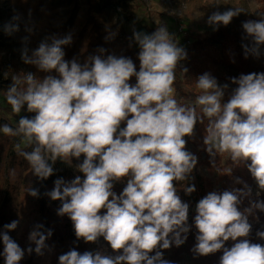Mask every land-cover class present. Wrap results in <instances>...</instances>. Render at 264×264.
Instances as JSON below:
<instances>
[{"label":"clouds","instance_id":"clouds-1","mask_svg":"<svg viewBox=\"0 0 264 264\" xmlns=\"http://www.w3.org/2000/svg\"><path fill=\"white\" fill-rule=\"evenodd\" d=\"M240 13L238 8L215 12L208 23L227 26ZM242 27L252 42L251 47L244 45L246 58L259 57L264 18L246 21ZM18 30V24L5 26L8 34ZM134 38L140 49L139 71L132 59L123 56L95 55L83 65L76 59L69 62L63 49L71 44V35L52 37L31 56L27 50L22 56L48 75L14 76L6 92L13 112L19 114L26 106L35 115L21 116L16 128L4 124L0 132L27 142L30 151L21 144L15 149L41 180L54 174L52 165L58 160L70 164L73 158L84 157L78 165L84 178L57 179L47 195L61 202L58 215L70 218L77 239L95 243L103 237L118 253L81 254L72 249L59 257V264H169L161 249L183 245L192 227L189 205L175 186L188 180L197 165V157L186 151L185 137H191L205 119L207 152L213 157L227 153L234 165L245 164L264 190V73L232 78L237 87L227 102L223 100L228 85H219L205 73L196 80L200 94L194 103L181 104L174 98L173 85L180 62L187 58L185 49L166 26L152 34L134 32ZM133 77L135 84L130 83ZM125 179L126 187L117 195L114 185ZM184 191L191 194L196 188L185 185ZM28 192L38 196L35 189ZM249 196L251 189L245 184L243 189L210 192L197 203L194 253L208 256L222 251L219 264H264V245L249 239V216L264 212V201L251 202L240 211L242 198ZM17 227L14 220L0 233L5 264H20L25 255L8 235ZM43 227L37 225L29 236L37 255L44 254L52 236L51 230L41 231ZM257 235L264 240V231ZM229 241L233 244L226 247ZM27 251L31 254L33 248Z\"/></svg>","mask_w":264,"mask_h":264},{"label":"trees","instance_id":"trees-1","mask_svg":"<svg viewBox=\"0 0 264 264\" xmlns=\"http://www.w3.org/2000/svg\"><path fill=\"white\" fill-rule=\"evenodd\" d=\"M87 9H83L79 0H26L19 3L10 4V12L13 15L14 23L18 24L17 31V48L14 45V40L5 31L4 22L6 20L5 12L0 8V111L5 118H0V126L8 124L13 128L18 126V121L21 116L31 118L34 113H29L27 107L17 114L12 111L11 105L8 104L6 95L7 90L13 83L14 76H20L22 73L19 70V62L22 59L23 53L27 50L29 56L35 51L39 45L46 41L51 43L52 37L63 38L71 35L72 42L64 47L65 60L71 62L76 59L82 65L88 61L89 57L102 55L106 58L108 55L117 57L123 56L132 59L136 65L137 71L140 68L138 59L139 45L134 38V32H128V25L132 16L127 12L137 6L138 0H84ZM245 0H174L179 7L185 6L186 9L193 13L205 16L207 19L215 12H224L229 8H238L241 13L234 17L232 22L224 26L219 25L212 32H204L193 36L185 35V49L187 58L180 62L182 66L178 71L182 75V80L178 83L180 88V103L187 104V100H195V97L200 94V90L196 87V80L199 76L207 73L214 77L218 84L228 85L225 90L223 102H227L232 94V78H239L242 74L250 71L253 62V56L247 55L244 50V45L252 46L250 38L247 37L242 24L246 21L256 19L244 4ZM83 4V0H82ZM117 7L119 11L117 12ZM96 17H99L97 20ZM111 26L112 35L108 36L103 24ZM183 34V33H182ZM184 36V35H183ZM104 49L101 53L99 50ZM3 52L12 53V56L2 57ZM22 53V56L20 55ZM18 55V61L15 56ZM25 63V62H24ZM28 67L34 65L25 63ZM187 69L184 73L183 69ZM43 74V73H42ZM52 75H57L52 73ZM43 76H46L43 74ZM131 84L136 83L135 77L130 80ZM174 85L175 82H174ZM177 86V85H176ZM7 111H6V110ZM199 115V112H198ZM207 120L204 123H197L194 133L186 139V151L197 157V165L190 174L188 180L183 182H175L177 194L181 200L189 205V221L192 226L191 231L187 234L186 242L180 247L173 244L170 249L162 250L164 259L167 258L169 264H219L222 251L208 256H198L194 253L193 248L196 244V235L198 230L195 228L194 218L196 215V205L210 192L223 193L224 191H232L234 189H243L247 184L251 189V196L242 198V203L239 205V210L251 206V202L264 201V190H260L255 179L245 164L234 165L227 153H217L215 157L207 152V146L204 143L206 135L205 127ZM125 125L122 124L121 127ZM1 141V139H0ZM6 143H0V152L7 155L10 159V164L21 171V166L30 169L28 162L18 153L13 152L15 144H22V137H11ZM190 146L193 149H190ZM6 147V150L4 148ZM22 147V145H21ZM23 150L30 151L31 148L26 145ZM54 174L46 180L37 179L38 198L41 202V214L44 219L43 232L51 230L52 236L47 240V245L54 250L53 264H59V257L68 251L75 249L83 254L90 252L93 245L96 243H86L82 239H77L75 229L70 218L62 216L59 227H54V224L49 221V216L55 217L54 213L46 209L47 196L45 192L52 188V185L57 179H63L66 182L72 181L77 175L83 179V173L78 171V167L71 163H66L58 160L54 165ZM200 168H206L208 172L217 174V184L214 185ZM237 179L242 181L237 183ZM127 180L116 182L114 191L117 195L122 193L126 187ZM194 185L196 191L188 194L184 191V186ZM13 185L6 188L4 192V202L0 208V233L4 232V220L6 213L4 206L8 204L13 195ZM53 205L61 206L60 201H53ZM250 224H254L250 233L249 239L252 243L264 245V240L257 235L258 232L264 231V212L254 211L249 216ZM60 228V229H59ZM110 249L112 256L118 253L114 252L107 241H105ZM232 241L227 242L226 247H231ZM4 245L0 240V264H5L3 256ZM170 252L169 255L167 253ZM152 253L151 255H154ZM34 249L30 257L23 264H37L33 260Z\"/></svg>","mask_w":264,"mask_h":264},{"label":"rangeland","instance_id":"rangeland-1","mask_svg":"<svg viewBox=\"0 0 264 264\" xmlns=\"http://www.w3.org/2000/svg\"><path fill=\"white\" fill-rule=\"evenodd\" d=\"M23 2L26 0H0V8L6 14V20L4 25L15 24L13 15L10 12V4H15L19 2ZM111 2H116L117 0H110ZM137 6L133 7L131 10L127 12L128 15L132 16L131 22L126 25V29L128 32H142L146 34H152L156 31L159 26H166L168 31L174 36L175 42L178 46L184 48L185 47V35L193 36L204 32H212L216 29L215 26L209 25L208 19L205 16L198 15L193 13L191 10L186 9L185 6L179 7L175 4L174 0H138ZM79 3L82 5L83 9H87L85 5V1L79 0ZM244 4L246 8L250 11L252 16L256 20H260L264 18V0H245ZM117 12L119 11V7L116 8ZM97 20L99 17H96ZM105 27L108 36L112 35L111 26L109 24H103ZM183 33V34H182ZM14 40V45L17 48V31L8 34ZM184 35V36H183ZM22 56V53L20 52ZM2 57L10 58L12 53L3 52L1 54ZM253 56V62L251 65V69L248 73H264V47L260 50L259 57ZM19 56H15V60L18 61ZM182 64L179 65V67ZM19 70L22 74L32 73L37 78L43 79L48 73L41 72L36 66L28 67L26 64L21 61L19 62ZM43 73V74H42ZM245 74V75H246ZM182 80L181 73L177 70L175 84L173 85L174 89V98L180 101V95L178 93V89L180 88L179 81ZM223 86V84H221ZM235 87H232L235 89ZM193 102L194 100H187L186 103ZM6 110V109H5ZM7 111V110H6ZM6 117L0 111V118ZM0 143H6L5 141L9 140V136L5 135L3 132H0ZM187 137H185V140ZM16 145V144H15ZM23 147H26L27 144L23 142ZM192 150L193 147L190 146ZM6 150V147L4 148ZM1 151V150H0ZM17 153L15 146L14 151ZM84 157L82 156L80 160L72 159V164L78 167V165L83 161ZM201 172L208 177L212 181L214 185L217 184V174L210 173L206 168H200ZM37 179L38 177L32 172V169H27L24 166H21V171L19 172L15 166L10 164L9 157L4 152H0V208L4 202V195L8 184L13 185L15 189L13 190V195L11 200L8 201V204L4 206V212L6 213V219L4 220V231L5 225L11 223L12 221H18V227L15 231H11L8 235L25 251L24 258L20 262L23 264L29 257L27 249L32 247L35 249V245L30 241L29 236L30 233L34 230L37 225L44 226V219L41 214V202L37 197H33L29 194V188L37 190ZM55 184L52 185V188L45 192L47 196V205L46 209H49L56 215L55 217L49 216V221L54 224V227H59L61 223L60 219L62 216L58 215V206L53 205L51 198L47 195L48 192L53 190ZM61 203V202H60ZM104 210H102L103 212ZM254 224H252V227ZM44 228V227H43ZM264 229V226H262ZM60 229V228H59ZM43 231V229H41ZM47 242V241H46ZM102 252L107 255L110 254V249L103 239V237L99 238V240L93 245V248L90 252ZM55 250L48 246L45 249L43 255H37L34 251L33 260L37 262V264H53V256ZM170 252L167 253L169 255ZM168 259V256L165 260Z\"/></svg>","mask_w":264,"mask_h":264}]
</instances>
